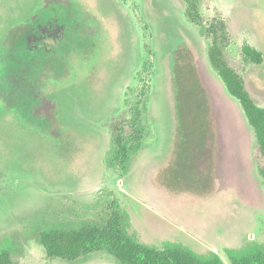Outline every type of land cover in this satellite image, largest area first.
Masks as SVG:
<instances>
[{"label": "rangeland", "instance_id": "1", "mask_svg": "<svg viewBox=\"0 0 264 264\" xmlns=\"http://www.w3.org/2000/svg\"><path fill=\"white\" fill-rule=\"evenodd\" d=\"M32 1L0 0V31L11 2ZM138 1H124L138 52L118 116L87 121L101 111L79 99L74 122L65 89L57 102L64 133L55 137L0 104V253L9 264H121L105 249L75 261L48 257L40 241L51 229L113 219L141 244L213 250L223 264H232L231 249L264 251L256 136L209 60L219 43L264 107V0H146L154 26ZM244 46L262 61L246 59Z\"/></svg>", "mask_w": 264, "mask_h": 264}, {"label": "flooded vegetation", "instance_id": "2", "mask_svg": "<svg viewBox=\"0 0 264 264\" xmlns=\"http://www.w3.org/2000/svg\"><path fill=\"white\" fill-rule=\"evenodd\" d=\"M124 1L34 0L16 8L11 2L0 31V104L55 137L64 133L57 102L65 99V89L74 122L79 99L85 110L101 111L85 115L87 121L118 116L129 91L124 72H132L138 52L133 14ZM141 2L154 26L153 9Z\"/></svg>", "mask_w": 264, "mask_h": 264}, {"label": "trees", "instance_id": "3", "mask_svg": "<svg viewBox=\"0 0 264 264\" xmlns=\"http://www.w3.org/2000/svg\"><path fill=\"white\" fill-rule=\"evenodd\" d=\"M188 1L195 4L198 0ZM218 26L224 32L223 26ZM242 50L246 59L256 63L262 61L261 53L250 46H244ZM209 60L218 70L228 92L241 104L246 119L254 130L256 156L264 182V107L259 106L248 92L241 74L229 64L219 43L210 49ZM40 241L48 257H60L69 261L105 249L121 264H223L213 250L198 253L171 242H165L163 247L141 244L131 239L115 219L103 226L51 229L42 233ZM227 253L232 264H264V251L258 246L231 249ZM0 264H9L6 252L0 253Z\"/></svg>", "mask_w": 264, "mask_h": 264}]
</instances>
